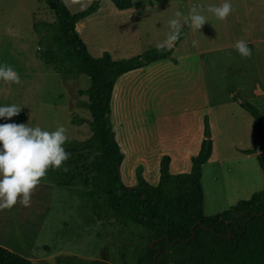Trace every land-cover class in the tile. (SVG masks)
Segmentation results:
<instances>
[{
	"label": "rangeland",
	"instance_id": "374dc122",
	"mask_svg": "<svg viewBox=\"0 0 264 264\" xmlns=\"http://www.w3.org/2000/svg\"><path fill=\"white\" fill-rule=\"evenodd\" d=\"M64 1L70 12L76 13L92 0ZM164 1L178 0H149ZM223 2L186 0L185 5L197 7L208 21L200 30L191 29L186 44L178 52V57L186 58L184 67L171 63L155 65L152 77L156 80L149 88L141 85L145 94L138 97L133 92L131 96L125 90L112 102L111 113L119 140L121 133L128 132L136 145L142 143L140 136L144 128L135 122L147 113L164 133V145L182 141L183 136L194 144L204 132L205 120H209L214 156L211 163L205 164L202 175L208 216L228 210L264 189V174L258 160L249 159L243 152L254 147L253 117L233 99L235 91L264 111V99L260 102L255 97L257 82L264 81V0H230L232 11L220 20L208 9ZM101 3L105 10L108 6L114 7L110 0ZM116 18L121 17L108 20ZM54 20V13L43 0H0V64L12 67L21 81L16 84L0 80V105L20 106L17 115L0 118V123H28L49 131L62 125L67 140H85L92 135L89 126L74 124L73 119L91 118L83 106L88 96L79 93L90 87V79L83 75L64 80L54 68L36 57L39 38L34 24ZM102 29L107 30L108 26L97 27L95 33L90 34L93 38L80 33L96 57L102 54L99 43L110 45L107 37L96 40L95 34ZM239 40L247 42L250 56L242 57L236 51L234 44ZM193 41H196L195 46ZM157 43L149 40L142 45L154 49ZM129 51L113 58L119 60L144 53L137 46ZM146 131L152 133L151 127ZM161 145L155 144L152 156L145 158L150 165L149 173L156 172L158 178L160 161L157 165L156 161L158 155L164 157L166 151ZM121 149L126 154L121 166L122 180L125 185L134 186L142 170L139 161L142 154L136 151L130 154L124 146ZM175 157L171 173L191 171V158ZM60 167L47 169L32 190L27 207L18 197L12 208H0V245L28 258L32 264H57L58 257L68 256L98 260L101 264H132L130 254L141 241L140 237L132 235L131 229H122L113 219L98 220L80 183L64 187L56 181ZM149 182L157 185L159 180ZM123 252L128 255L126 259Z\"/></svg>",
	"mask_w": 264,
	"mask_h": 264
},
{
	"label": "trees",
	"instance_id": "16d2710c",
	"mask_svg": "<svg viewBox=\"0 0 264 264\" xmlns=\"http://www.w3.org/2000/svg\"><path fill=\"white\" fill-rule=\"evenodd\" d=\"M54 13L53 22H36V57L54 68L64 80L87 76L91 85L79 90L88 96L83 106L92 135L85 140H67L69 158L56 174L64 187L77 182L86 189L93 215L98 220L113 219L122 229H131L140 242L130 254L132 264H264V189L216 215L205 214L203 166L213 153L211 126L205 120L204 136L197 155L191 158L190 172H170L171 158L160 163L157 185L139 173L134 186L124 184L121 166L125 155L116 139L111 121L112 99L118 79L151 62L166 59L174 51L156 49L141 55L115 60L109 52L94 56L77 30V24L100 9L102 0H92L83 10L70 12L64 0H43ZM118 10H129L132 0H110ZM180 31L176 46L186 35ZM233 99L253 117L254 147L245 154H256L264 173V111L234 91ZM127 258L126 252L122 253ZM0 264H32L0 245ZM57 264H101L78 256L58 257Z\"/></svg>",
	"mask_w": 264,
	"mask_h": 264
},
{
	"label": "crops",
	"instance_id": "0c3cea01",
	"mask_svg": "<svg viewBox=\"0 0 264 264\" xmlns=\"http://www.w3.org/2000/svg\"><path fill=\"white\" fill-rule=\"evenodd\" d=\"M141 1L142 2H136V0H132V7L129 10H123V11L116 9L114 5L113 8L108 6L107 10H105L101 3L100 9L96 13L92 14L91 16H89L88 18L77 24V30L79 33L86 35V37L93 38V36L90 35L91 32L95 33L97 27H103L104 24L107 25L108 29L100 30L97 34H95L96 35L95 37H97V39L96 38L94 39L102 40L104 37H107V39L110 42V45L99 43V52L102 51V54L104 52H109L112 58L116 56H120L118 55V53L130 52L129 50H132L135 46H137L139 50H144L142 51V53L143 52L145 53L146 50L148 49L147 47H144L142 45L145 41L155 40L157 42H162L163 40H165L166 36L171 31L168 21L173 18L179 20L182 29V27L184 26L183 20L185 17H187L189 9H191L188 5L184 4L186 0L172 1V3L170 1L167 2L164 1L162 3H153V2H149V0H141ZM101 2H103V0ZM178 10L183 13V16L181 17L174 16L175 12ZM115 17H121V18L120 19L116 18L114 21L108 20V19H114ZM114 23L115 24L119 23V25H115ZM189 32L191 33V28L188 29L185 37L176 46H174V51L170 57L151 62L150 64H147L139 69L133 70L129 73L122 75L116 82L112 102L114 100L117 101L120 98V96L123 95L125 90L129 92V95L131 96L134 92L138 94V97L139 96L142 97L143 94H145V92L142 91L141 85H144L148 88L149 86L151 87L153 82L156 80L152 77L153 75L152 72L155 65L157 64L166 65L167 63H171V65H176L179 68L181 67L183 68L185 65L186 58H184V56L178 57L177 55L178 52L182 49V47L186 44L187 39L190 35ZM151 49L153 48H150L148 50ZM192 54L191 57L193 56ZM139 88L142 92H138ZM255 90H256L255 97L258 98L259 101L261 102V100L264 99V81L259 80L257 82ZM145 115L142 116L143 118H139L135 122L137 125L141 123L142 127L144 128L143 135L140 136L142 140L141 144L136 145L135 143H133V138L131 136L132 134H128V132L126 134L121 133L120 135L121 141H120L118 132L115 130L114 126L113 129L116 135V139L118 143L121 145V147L124 146L127 152H129L130 154L135 151L142 154L139 157V161L142 163L141 173L144 176V178L149 182L150 180L153 181L159 180L156 172L153 173V175L149 173L150 165L145 160V158H147L148 156L149 157L152 156L153 154L152 152L154 150L155 144L158 143H160V145L162 144L163 145L162 149L166 150L165 155L170 156L171 158L170 170H171L174 162H176L175 156L179 158L184 157L186 159H190L193 156L197 155L201 143L205 139V136L203 132L202 135H200L199 139H196L194 144H192V142H189L187 139H185V136H183L182 141L174 140V142H168L165 143L164 145L163 136L165 135L164 133L159 131L157 124L153 122L154 117L149 116L148 113ZM147 116H149V118ZM154 125L156 126V128ZM149 127H151L152 130V133L150 134L148 133V131H146V129ZM131 133L137 134L136 132L133 131ZM211 138H212V133H211ZM193 145H195V149L192 150ZM214 148L215 147L213 143V153L210 160L206 163V165L211 160H213ZM124 155L126 158L125 153ZM246 157H248L249 159H253V158L257 159L256 154H246ZM162 158H163L162 154L158 155L156 165L158 164L159 161L161 163Z\"/></svg>",
	"mask_w": 264,
	"mask_h": 264
},
{
	"label": "clouds",
	"instance_id": "9594fccd",
	"mask_svg": "<svg viewBox=\"0 0 264 264\" xmlns=\"http://www.w3.org/2000/svg\"><path fill=\"white\" fill-rule=\"evenodd\" d=\"M216 18L223 20L232 11L230 0H224L219 6L208 9ZM175 17L183 16L179 10ZM208 21L205 16L193 6L189 9L183 25L193 30H200ZM171 31L165 40L158 42V52L172 49L180 38L181 24L178 19L168 21ZM193 46L196 41H193ZM234 48L242 57L251 55L247 42L239 40ZM0 80L19 84V74L10 66L0 64ZM20 106L15 104L0 105V118H11L17 115ZM67 141L66 130L60 125L54 130H45L40 126H30L28 123H0V208H12L17 203L27 207L30 203L31 192L46 175L49 167L59 168L69 158L65 151Z\"/></svg>",
	"mask_w": 264,
	"mask_h": 264
}]
</instances>
